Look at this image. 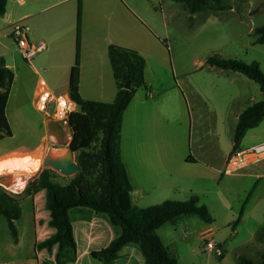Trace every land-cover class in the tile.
Returning <instances> with one entry per match:
<instances>
[{"label":"rangeland","instance_id":"1","mask_svg":"<svg viewBox=\"0 0 264 264\" xmlns=\"http://www.w3.org/2000/svg\"><path fill=\"white\" fill-rule=\"evenodd\" d=\"M126 2L128 7L123 10L127 11L128 24L136 29L137 35L142 32L149 33L152 43L154 45L158 43L160 55L162 54L164 60L161 74L170 85L179 83L182 88L187 89V93L191 94L188 83L184 81L185 77H189L190 84H198L201 88L208 86L204 80L208 77L211 79L213 77H246L237 72L210 66L207 60L215 55L246 63L256 61L264 72V44L255 43L257 35L254 32L256 28L264 26V0H224L227 9L220 12L209 10L196 14H190L184 3L174 0H164V2L160 0H126ZM34 4L35 2L30 0L23 4L18 0H10L6 12L8 14L0 17V60L14 64L17 72L9 104L10 118L14 124L16 109L20 107L35 128L28 140L20 135L15 139L6 136L0 142V152L23 145L28 146L27 144L33 146L40 141L44 132L46 116L37 109L34 100L35 85L39 75L34 73L31 64L41 71L42 78L47 83L55 85L62 78L56 77L58 76L57 70L54 69L50 72L46 69L45 71L43 69L46 67L41 66H46L49 62H57L61 56L64 59L67 56L68 45L72 51L70 56H74L78 1L46 8L50 6V2L47 1L42 2L36 8L27 10L28 6ZM91 9L90 7V12ZM101 11L108 12L109 8H102ZM28 12H36L26 19H22L30 26V41L33 43L44 42L48 46V49L38 53L31 63L21 56L16 42L10 35L11 26H5L9 16L16 22ZM162 14L165 19L162 18ZM141 30L142 32L139 33ZM52 45L62 49V54L51 52ZM215 85L218 84L215 83ZM221 88L220 85L219 88L213 90L212 97L205 98L209 107H216V104L222 103ZM244 90H246V96L248 95L247 98L251 96L254 98L250 102L251 104L264 99V93L261 92L260 85L255 81H252L250 86ZM190 101L192 105L195 100L190 99ZM48 121V135L42 145L34 151L7 157L9 161L5 163L9 164V162L30 158L33 162L41 160L39 169L28 175L23 169L9 171L8 168L3 167L5 164L0 166L2 169L0 170V179L19 174L16 176L17 178L25 176V180H27L25 187L20 192L0 184L9 193L19 197L22 209L21 218L16 222V227L22 238L20 246H16L14 243L7 219L4 216L0 218V264H32V259L35 257L33 248L35 225H39L42 238L49 236L47 229L51 232L55 231L49 224L50 213L46 208V192L45 190L35 191L34 182L42 170L53 169L43 163L47 151L50 148L66 149L71 141L72 130L69 125L57 120ZM192 127V140L194 146L198 147L197 141L203 136L201 127L196 122ZM246 169L230 176H223V181L219 184L208 179L206 185L201 187L205 191L199 195L200 204L208 205L206 206L213 217L211 223L194 214L183 215L167 222L157 230V234L162 238L169 252L172 255H177L181 264H240V256H246L256 262L262 260L261 256L264 254V179L237 175L244 173ZM73 176L74 174L64 175L56 171L54 179L62 184H67ZM29 184L28 190L24 191ZM219 193L222 194L220 199L226 206L222 205L217 200L218 198L216 199ZM245 201L247 203L244 208V219L236 223ZM151 202L159 204L156 203L158 201ZM231 207L236 212L234 216L229 214ZM95 217H97L95 222L86 224L85 228L101 236L97 241L96 248H98L106 245L113 230L109 228L110 224L103 217ZM208 230L212 231V238L226 252L224 257L218 258L205 250L206 241L203 238V233ZM39 252L41 264H56L57 246L52 252L46 250ZM139 253L137 245H127V248L120 254V262L127 263L130 257L138 256ZM35 258L39 261L38 255ZM90 264L104 263L94 259Z\"/></svg>","mask_w":264,"mask_h":264},{"label":"crops","instance_id":"2","mask_svg":"<svg viewBox=\"0 0 264 264\" xmlns=\"http://www.w3.org/2000/svg\"><path fill=\"white\" fill-rule=\"evenodd\" d=\"M26 1L18 0L21 4ZM30 1H34L35 4L28 6L27 10L38 7L42 2L49 1L50 6L46 7L49 8L72 3L75 0ZM77 1L79 4V0ZM81 1L83 16L79 91L85 100L102 103H112L115 100L118 88L109 58L110 45L135 49L146 59L145 76L147 86L137 90L131 104L125 111L120 134V152L133 186L132 203L137 207H148L154 204L151 201L160 203L168 199L187 200L192 196L199 197L205 191L201 187L206 185L208 179H212L219 184L223 181V176H230L224 174V169L230 154L233 152L234 136L239 116L246 108L255 103H250L254 98L252 96L247 98L248 95L246 96V90H244L250 86L253 80L239 76L213 77V79L208 77L204 79L208 86L201 88L198 84H190L189 77H185L184 81L188 83V87L191 89V94H189L186 92L187 89L182 88L179 83L170 85L162 77L161 71L164 60L162 54L160 55L158 43L154 45L149 33H143L142 30L139 32H142V34L137 35L136 29L128 24L127 11L123 10V8L128 7L126 0ZM160 1L164 2V0ZM9 2L10 0H7V6ZM90 7L92 8L91 12ZM105 7L109 8L108 12L101 11ZM35 13L28 12L23 14L20 19H26V17ZM162 18L165 19L164 14H162ZM13 22L15 20L9 16L5 26L10 27ZM158 42L162 46L159 40ZM50 50L62 54V49L54 45L51 46ZM71 52L70 45H68L67 56L64 59L61 56L57 62H49L46 66H41L46 67L43 69L45 71L46 69L50 72L54 69L57 70L56 74L58 76L56 77L62 78L55 85L47 83L42 78L41 71L31 64L34 73H37L39 79H43L50 91L56 95H69V79L71 68L75 62L76 46L72 57L70 56ZM5 64L14 72L16 78L17 72L14 64L9 62H5ZM215 83L218 85H215ZM220 85L223 93L221 96L222 103L216 104V107H209L205 98L212 97L213 90L219 88ZM190 99L195 100L192 102L193 106ZM10 100L11 92L6 108L7 118L13 131L10 138L15 139L20 135L28 140L35 128H33L20 107L16 109L13 124L9 114ZM76 109H78L77 104ZM194 122L201 127L203 135L197 141L199 143L198 147L194 146L192 140ZM48 125L49 121L44 118V132L37 144L33 146L27 144L28 146L23 145L1 151L0 166L9 161L7 157L34 151L42 145L48 135ZM262 142H264V119L257 127L247 132L241 142L240 149H249ZM16 169L13 168L12 171ZM237 175L259 180L264 179V160L247 167L244 173ZM221 196L222 194L219 193L216 199L218 198L217 200L225 205L220 199ZM225 203L227 204V202ZM229 212L231 216L236 214L232 207ZM95 218L97 217H94L90 222H75L74 230L78 247V258L75 264H90L94 260L91 253L106 247L114 238V232H112L113 234L106 245L96 248L97 241L101 236L85 228L86 224H93ZM242 219H244V215ZM106 222L108 221L106 220ZM35 226L33 248L34 256L38 255L39 261L33 257L32 264H41L40 250L36 249V245L38 242L49 238L55 231L51 232L47 229L49 236L42 238L39 225ZM108 226L112 228L111 225ZM209 234L212 235L211 230L203 233V238ZM14 243L16 246L22 244L20 235ZM126 248L127 246L123 248L121 253ZM42 251L45 252V249ZM173 256L179 260L177 255L174 254ZM263 256L264 254L261 258ZM132 257L125 263L120 262L119 256L114 264H129Z\"/></svg>","mask_w":264,"mask_h":264},{"label":"trees","instance_id":"3","mask_svg":"<svg viewBox=\"0 0 264 264\" xmlns=\"http://www.w3.org/2000/svg\"><path fill=\"white\" fill-rule=\"evenodd\" d=\"M184 3L190 14L227 9L224 0H174ZM7 12V0H0V17ZM82 1L79 0L76 36V56L69 79V96L78 109L71 113L69 126L72 137L69 147L76 153L80 171L72 180L62 184L54 179L56 171L46 168L35 179V191L45 190L46 208L50 213L49 224L55 232L38 242L37 250L52 252L57 246L56 264H75L78 247L74 223L90 222L101 216L111 225L114 238L104 248L93 251L91 257L104 264H114L127 245H137L139 255L129 264H181L173 256L157 230L167 222L183 215H197L211 223L213 217L198 196L187 200H165L148 207H137L132 203L131 184L127 168L120 152V134L125 111L137 90L146 87V59L135 49L118 45L109 46V58L117 84V95L112 103L85 100L79 91L81 66ZM256 44H264V26L255 29ZM0 63V141L11 137L13 131L6 114L14 72L1 59ZM207 63L214 67L243 74L257 82L264 92V72L258 62L246 63L235 59L210 57ZM131 83L129 89L125 88ZM264 119V99L253 103L239 116L234 136L233 152L239 150L247 132L257 127ZM30 184L24 191L28 190ZM250 197V195H249ZM245 201L236 223L244 214ZM19 197L0 186V218L7 219L14 241L19 232L16 222L21 218ZM240 264H264V256L256 262L246 256L239 257Z\"/></svg>","mask_w":264,"mask_h":264},{"label":"built area","instance_id":"4","mask_svg":"<svg viewBox=\"0 0 264 264\" xmlns=\"http://www.w3.org/2000/svg\"><path fill=\"white\" fill-rule=\"evenodd\" d=\"M10 26L12 28L10 35L16 42L21 56L30 63L38 53L47 48V45L44 42L33 43L30 41V26L24 23L23 20L13 22ZM45 94L48 95V99L43 101V110H39L38 105ZM61 98L65 100V107L62 112L59 107V100ZM35 105L37 109L46 116L47 120L54 119L65 125H69L70 115L76 111V103L68 94L56 95L52 93L46 82L41 78L37 81L35 87ZM263 160L264 142L249 149H239L230 154L224 169V174H236L237 172ZM204 239L206 241V251L218 258H222L224 256V250L221 248L222 246L212 238L211 234L206 235Z\"/></svg>","mask_w":264,"mask_h":264},{"label":"water","instance_id":"5","mask_svg":"<svg viewBox=\"0 0 264 264\" xmlns=\"http://www.w3.org/2000/svg\"><path fill=\"white\" fill-rule=\"evenodd\" d=\"M130 87L131 83L127 82L125 88L129 89ZM43 163L64 175L76 174L80 171L75 152L69 146L62 150L50 148L44 156Z\"/></svg>","mask_w":264,"mask_h":264},{"label":"clouds","instance_id":"6","mask_svg":"<svg viewBox=\"0 0 264 264\" xmlns=\"http://www.w3.org/2000/svg\"><path fill=\"white\" fill-rule=\"evenodd\" d=\"M47 99H48V95L45 94V96L42 98L40 104L38 105L39 110H43V108H44L43 101L47 100ZM59 107H60V110L62 112L64 107H65V100L63 98H61L59 100ZM29 164H30V158H25L24 160H17L14 162H9V164H5V165H3V167L8 168L9 171H11L13 168H20V169H23L24 171H31L33 169H38V167H39V161L38 160L35 162V164H32L31 167H29ZM0 170H2V169H0ZM26 183H27V180H24L21 182L19 179H17V187L20 190H23Z\"/></svg>","mask_w":264,"mask_h":264},{"label":"bare ground","instance_id":"7","mask_svg":"<svg viewBox=\"0 0 264 264\" xmlns=\"http://www.w3.org/2000/svg\"><path fill=\"white\" fill-rule=\"evenodd\" d=\"M37 161V160H36ZM35 161V162H36ZM39 161V165L41 164V160H38ZM35 162H33V160L31 161L30 160V164H29V167H31L32 164H35ZM39 169V168H38ZM16 170H22V169H16ZM15 170V171H16ZM36 169H33L31 171H24L26 174L28 175H31L33 174V172L35 171ZM19 175V174H17ZM16 175V176H17ZM16 176H6L4 178H1L0 179V184L1 185H4L5 187H9L10 189L14 190V191H17V192H20L21 190L19 188H16L17 187V179H19L21 182L25 180V176L21 177V178H17ZM29 177V176H28Z\"/></svg>","mask_w":264,"mask_h":264}]
</instances>
